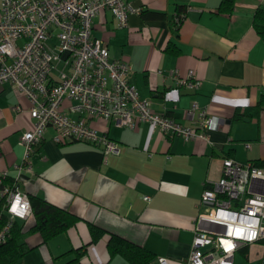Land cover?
I'll return each mask as SVG.
<instances>
[{
    "label": "crops",
    "instance_id": "crops-1",
    "mask_svg": "<svg viewBox=\"0 0 264 264\" xmlns=\"http://www.w3.org/2000/svg\"><path fill=\"white\" fill-rule=\"evenodd\" d=\"M129 2L139 12L130 16L128 27L103 11L95 19L94 37L108 45L113 60L130 62L132 83L157 113L195 128L197 116L191 120L185 113L197 103L222 125L209 133L210 141L186 142L168 141L150 124L132 130L95 120L93 127L120 146V154L107 162L102 148L83 142L59 145L49 129L19 183L30 198L79 221L48 242L31 232V225L25 232L30 251L20 264H131L110 253L111 237L149 251L156 258L152 264L161 257L181 264L192 252L197 219L205 209L203 193L223 177L224 160L264 168V40L254 27L264 0H236L230 13L220 11L223 0ZM180 13L185 17L177 24ZM190 71L202 81L201 88H177L173 73L186 77ZM70 105L66 101L64 111L76 118ZM30 109L13 84L0 85V177L7 174L11 181L23 162L20 141L33 124ZM92 227L102 232L95 242ZM77 251L83 255L74 262ZM238 254L248 264H264V242Z\"/></svg>",
    "mask_w": 264,
    "mask_h": 264
},
{
    "label": "built area",
    "instance_id": "built-area-1",
    "mask_svg": "<svg viewBox=\"0 0 264 264\" xmlns=\"http://www.w3.org/2000/svg\"><path fill=\"white\" fill-rule=\"evenodd\" d=\"M110 11L120 27L138 13L129 0H4L0 17V85L13 84L31 103L32 127L20 144L23 162L18 177H0V246L11 237L15 222L23 231L34 224L31 198L19 183L24 169L54 129L55 143L83 142L103 149L104 161L121 150L107 132L92 122L102 120L120 128L150 124L171 141H210L209 133L222 123L194 103L186 117L197 127L157 113L152 101L140 97L131 81L133 67L113 60L108 45L94 37L95 19ZM185 14H176L181 24ZM176 87L197 91L202 86L194 71L185 77L173 73ZM69 101L68 110L64 103ZM21 111V109H17ZM250 147V145H247ZM149 200V197H146ZM190 257L181 264H234L236 254L248 245L264 242V168L234 159L224 160L223 177L205 189ZM15 208V211L13 209ZM4 216L8 223L1 225ZM159 264H170L161 257Z\"/></svg>",
    "mask_w": 264,
    "mask_h": 264
},
{
    "label": "trees",
    "instance_id": "trees-1",
    "mask_svg": "<svg viewBox=\"0 0 264 264\" xmlns=\"http://www.w3.org/2000/svg\"><path fill=\"white\" fill-rule=\"evenodd\" d=\"M236 0H223L220 11L230 13L235 8ZM254 27L258 34L264 40V7H260L254 16ZM173 52L176 53L175 50ZM6 182H11L9 178ZM34 217L36 219L35 226L31 232L40 233L45 242L66 233L71 227L76 225L79 218L69 212L57 208L47 201L40 198H31ZM8 223V217L4 216L1 225L5 226ZM93 242L97 241L102 232L92 227ZM26 233L23 231V225L15 222L11 229V237L6 244L0 246V264H20L21 261L30 251V248L25 242ZM109 250L112 255H122L131 264H152L155 261L154 255L149 251L133 245L125 240L117 237H111L109 242ZM78 258L74 261H79L83 254L77 251Z\"/></svg>",
    "mask_w": 264,
    "mask_h": 264
},
{
    "label": "rangeland",
    "instance_id": "rangeland-1",
    "mask_svg": "<svg viewBox=\"0 0 264 264\" xmlns=\"http://www.w3.org/2000/svg\"><path fill=\"white\" fill-rule=\"evenodd\" d=\"M245 259L243 258V256L241 254H238L236 256V259H235V264H248V262L244 261ZM259 264H263V263H259Z\"/></svg>",
    "mask_w": 264,
    "mask_h": 264
},
{
    "label": "clouds",
    "instance_id": "clouds-1",
    "mask_svg": "<svg viewBox=\"0 0 264 264\" xmlns=\"http://www.w3.org/2000/svg\"><path fill=\"white\" fill-rule=\"evenodd\" d=\"M13 211H15V208L13 209Z\"/></svg>",
    "mask_w": 264,
    "mask_h": 264
}]
</instances>
